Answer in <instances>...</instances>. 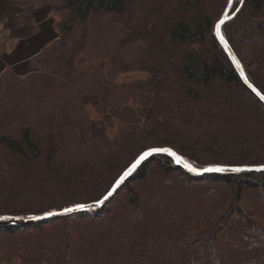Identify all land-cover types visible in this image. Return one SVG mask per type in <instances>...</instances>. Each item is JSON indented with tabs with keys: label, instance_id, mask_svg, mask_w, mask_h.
<instances>
[{
	"label": "trees",
	"instance_id": "16d2710c",
	"mask_svg": "<svg viewBox=\"0 0 264 264\" xmlns=\"http://www.w3.org/2000/svg\"><path fill=\"white\" fill-rule=\"evenodd\" d=\"M25 1L48 4L58 34L34 71L0 74V216L97 202L149 147L198 168L264 165V103L215 35L222 0ZM238 16L222 31L264 94V0ZM135 68L150 77L117 82ZM128 99L140 121L115 136L87 110ZM0 264H264V172L197 175L154 155L101 208L0 226Z\"/></svg>",
	"mask_w": 264,
	"mask_h": 264
},
{
	"label": "rangeland",
	"instance_id": "374dc122",
	"mask_svg": "<svg viewBox=\"0 0 264 264\" xmlns=\"http://www.w3.org/2000/svg\"><path fill=\"white\" fill-rule=\"evenodd\" d=\"M26 2L19 4L18 0H0V74L6 69L12 70L21 76L31 73L36 69L32 64V56L57 37L58 30H55L54 25L59 16L51 12L48 4L44 5L40 2L27 4ZM222 3L223 12L221 11V16L230 6L228 0H222ZM239 4V0L234 5L232 4L231 15ZM24 12L31 13V24L29 23L28 26L15 25L16 16ZM239 12L234 14L233 19L239 17ZM238 31V37L245 34L244 29H238ZM140 39V37H131V41H136L137 44L143 41V39ZM127 43L131 44L132 42L127 40ZM194 66L196 71L202 70L201 64L196 61H194ZM149 77L150 73L147 70L135 68L121 72L117 82L132 83L146 80ZM120 107H112L106 113H99L94 106L88 104L87 110L90 117L102 119L106 125L107 133L110 136H115L121 128L140 121V117L136 113L137 104L134 100L128 99ZM156 166L154 164L153 168Z\"/></svg>",
	"mask_w": 264,
	"mask_h": 264
},
{
	"label": "snow or ice",
	"instance_id": "6c2138e0",
	"mask_svg": "<svg viewBox=\"0 0 264 264\" xmlns=\"http://www.w3.org/2000/svg\"><path fill=\"white\" fill-rule=\"evenodd\" d=\"M240 4L243 5L244 0H239ZM229 5L233 3V0H228ZM240 8H236L232 15L229 14V11H225L223 14V18L219 20V22L215 25V35L216 38L219 40L221 46L224 48L226 52L229 53L231 59L236 63V66L241 70V76L244 78L245 82L248 81V77L244 75V71L240 62L236 59L235 54L232 52L228 39L226 38L225 32L222 31V26L226 24L227 21L232 20L234 18V14L238 13ZM251 86V85H250ZM253 91L256 92L257 96L261 100H264V94H261L258 90L253 88ZM167 155L173 158L174 162L177 165H181L185 168L188 172L194 173L197 175L203 174L205 172H245V171H257V172H264V165H261L256 168H249V167H227V166H210L206 168H198L195 164L190 163L188 159L179 155L176 151L169 147H149L147 150L143 151L133 163L123 172V174L115 181V184L108 191L105 195H103L100 199L97 200L98 205H103L109 198L116 192L117 188H119L125 180L131 176L136 170L141 166V164L148 160L150 157L154 155ZM85 205L78 204L74 208H65L64 212H73L79 209L84 208ZM58 213L48 212L46 213L47 216L57 215ZM40 217H32V219H39ZM9 219L8 217L0 216V220Z\"/></svg>",
	"mask_w": 264,
	"mask_h": 264
},
{
	"label": "water",
	"instance_id": "95a60500",
	"mask_svg": "<svg viewBox=\"0 0 264 264\" xmlns=\"http://www.w3.org/2000/svg\"><path fill=\"white\" fill-rule=\"evenodd\" d=\"M234 1V0H233ZM233 4V3H232ZM232 4L227 8V10L226 11H229V14H230V12H231V8H232ZM242 6V5H241ZM241 6H240V8H241ZM223 18V17H222ZM219 22V21H218ZM217 22V23H218ZM224 26V25H223ZM222 26V27H223ZM229 45H230V43H229ZM230 48H231V50H232V52L235 54V57H236V59L240 62V65L242 66V68H243V71H244V75H246V73H245V70H244V67H243V65H242V63H241V61L239 60V58H238V56H237V54L235 53V51H234V49L232 48V46L230 45ZM226 52V51H225ZM227 53V55H228V57H229V59L231 60V62H232V64L234 65V67H235V69L237 70V72L239 73V75H240V77L243 79V81H244V83L253 91V88H255L256 90H258L259 91V89H257L250 81H249V79H248V81L247 82H245V80H244V78L241 76V70H240V68H238L237 66H236V63L231 59V57L229 56V53L228 52H226ZM247 76V75H246ZM251 85V86H250ZM260 92V91H259ZM253 93L257 96V94H256V92L255 91H253ZM261 93V92H260ZM262 94V93H261ZM258 98H259V96H257ZM260 99V98H259ZM261 100V99H260ZM263 103H264V100H261ZM170 148V147H169ZM175 151V150H174ZM150 159V158H149ZM147 161V160H146ZM146 161H144L141 165H143ZM178 166H181V165H178ZM261 166V165H260ZM245 167H249V168H256V167H259V166H245ZM140 168V167H139ZM138 168V169H139ZM137 169V170H138ZM136 170V171H137ZM135 173V172H134ZM133 173V174H134ZM214 173H217V172H205V173H203V174H200V175H206V174H214ZM132 174V175H133ZM131 175V176H132ZM131 176H129L126 180H125V182L131 177ZM124 182V183H125ZM124 183L119 187V188H117V190H116V192L115 193H113V195L109 198V200L110 199H112L115 195H116V193L118 192V190L124 185ZM109 200H107L103 205H98L96 202H93V203H89V204H82V205H85V207L84 208H82V209H79V210H77V211H73V212H68V213H65L64 212V209L63 210H60V211H55L54 213H58L57 215H53V216H47L46 214H44V215H42V216H38V217H40L39 219H32V218H11V219H4V220H0V226H12V225H26V224H33V223H38V222H44V221H47V220H49V219H52V218H57V217H64V216H69V215H72V214H76V213H80V212H86V211H88V210H90V209H97V208H101V207H103V206H105L107 203H108V201ZM75 206H72V207H69V208H74Z\"/></svg>",
	"mask_w": 264,
	"mask_h": 264
}]
</instances>
